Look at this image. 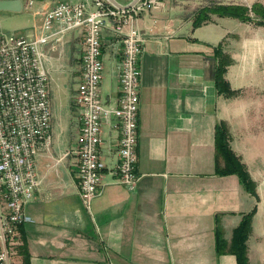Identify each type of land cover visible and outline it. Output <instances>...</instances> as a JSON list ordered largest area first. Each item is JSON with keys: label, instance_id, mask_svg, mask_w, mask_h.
Returning a JSON list of instances; mask_svg holds the SVG:
<instances>
[{"label": "crops", "instance_id": "1", "mask_svg": "<svg viewBox=\"0 0 264 264\" xmlns=\"http://www.w3.org/2000/svg\"><path fill=\"white\" fill-rule=\"evenodd\" d=\"M61 1L66 0L27 1L20 12L0 10V21L23 20L17 27L21 35L37 39L52 34L40 44L49 78L51 142L36 156L39 184L24 207L32 220L18 226L6 264H238L235 254L219 253L218 237L230 246L234 229L257 200L236 174L217 173L218 124L227 126L232 149L241 153L228 119L221 115L232 97L218 92L216 49L220 46L233 59L225 77L239 90L233 36L244 22L212 13L195 26L201 8L213 0H161L137 19L146 37L136 165L140 180L131 190L114 174L121 130L115 116L103 118L106 169L100 194L87 205L77 176L82 121L75 105L85 30L56 34V22L47 31L41 13ZM116 1L126 6L134 0ZM123 49L122 36L108 24L102 35L104 73L107 70L110 80L104 92L103 76L105 105L119 101ZM0 207L7 211L1 193ZM258 213L248 256L251 263L264 264V226L258 225Z\"/></svg>", "mask_w": 264, "mask_h": 264}, {"label": "built area", "instance_id": "2", "mask_svg": "<svg viewBox=\"0 0 264 264\" xmlns=\"http://www.w3.org/2000/svg\"><path fill=\"white\" fill-rule=\"evenodd\" d=\"M161 4V0H137L126 6L110 0H66L41 11L47 31L56 22L60 24L56 34L85 30L83 73L75 105L82 121L77 176L87 205L100 194L106 169L101 153L103 118L115 116L121 130L120 158L114 174L131 190L140 180L136 165L146 37L137 19ZM108 24L122 36L124 46L121 93L116 106L105 105L101 88L105 68L102 35ZM51 36L30 39L0 28V193L7 207L6 212L0 207V264L9 261V244L17 240L18 226L32 220L24 207L35 197L39 184L36 156L51 142L49 78L40 50V44Z\"/></svg>", "mask_w": 264, "mask_h": 264}, {"label": "rangeland", "instance_id": "3", "mask_svg": "<svg viewBox=\"0 0 264 264\" xmlns=\"http://www.w3.org/2000/svg\"><path fill=\"white\" fill-rule=\"evenodd\" d=\"M248 1L251 5L247 4ZM212 2L223 3L219 0ZM227 2L248 6L254 3L264 5V0ZM22 23L23 20L18 17H11L2 19L0 27L19 34L17 27ZM233 39V49L237 54L234 65V71L237 73L235 82L240 92L226 100L221 115L228 119L233 131L234 145L241 153L240 157L248 164L250 173L257 183L260 196L259 200L256 199L258 225L264 226V26L244 22ZM104 76L103 91L106 92L110 82L107 70Z\"/></svg>", "mask_w": 264, "mask_h": 264}, {"label": "trees", "instance_id": "4", "mask_svg": "<svg viewBox=\"0 0 264 264\" xmlns=\"http://www.w3.org/2000/svg\"><path fill=\"white\" fill-rule=\"evenodd\" d=\"M219 16H228L238 18L241 21L253 23L258 26H264V5L254 3L252 6L242 4H220L212 2L209 6L201 8L196 16L194 25L198 26L210 19V14ZM218 59L216 70V86L220 94L226 97H234L240 90L234 89L231 83L226 79L227 67L233 63L230 55L223 52L220 46L216 49ZM229 131L224 123L218 124L216 129V148H217V173L228 175L236 174L243 187L251 193L257 200L260 199L257 183L252 177L250 171L242 158L232 149L229 142ZM223 161V164H222ZM258 206L245 213L239 225L234 229L231 245L227 247L225 240L219 235L217 248L219 253L231 252L237 256L238 264H253L248 256V239L253 229V219ZM227 247L228 249H226ZM24 254H27V248H21Z\"/></svg>", "mask_w": 264, "mask_h": 264}, {"label": "water", "instance_id": "5", "mask_svg": "<svg viewBox=\"0 0 264 264\" xmlns=\"http://www.w3.org/2000/svg\"><path fill=\"white\" fill-rule=\"evenodd\" d=\"M27 1H30V0H0V10L20 12L24 10L25 4ZM38 1H42V0H38ZM110 1H112L118 6H124V5L119 4L116 0H110ZM135 1L137 0H134L133 2Z\"/></svg>", "mask_w": 264, "mask_h": 264}]
</instances>
